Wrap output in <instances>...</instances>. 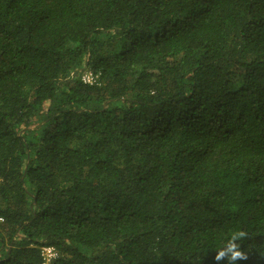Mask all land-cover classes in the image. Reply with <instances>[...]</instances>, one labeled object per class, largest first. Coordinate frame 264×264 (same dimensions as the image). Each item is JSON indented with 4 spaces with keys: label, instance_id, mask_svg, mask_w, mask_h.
<instances>
[{
    "label": "trees",
    "instance_id": "1",
    "mask_svg": "<svg viewBox=\"0 0 264 264\" xmlns=\"http://www.w3.org/2000/svg\"><path fill=\"white\" fill-rule=\"evenodd\" d=\"M0 217V264H227L237 230L264 264V0H0Z\"/></svg>",
    "mask_w": 264,
    "mask_h": 264
},
{
    "label": "clouds",
    "instance_id": "2",
    "mask_svg": "<svg viewBox=\"0 0 264 264\" xmlns=\"http://www.w3.org/2000/svg\"><path fill=\"white\" fill-rule=\"evenodd\" d=\"M246 233L243 230L235 231L227 242L226 246L219 250L214 259L219 262L226 260L227 264H237L239 260L247 258V253L242 250L240 241L244 238Z\"/></svg>",
    "mask_w": 264,
    "mask_h": 264
},
{
    "label": "built area",
    "instance_id": "3",
    "mask_svg": "<svg viewBox=\"0 0 264 264\" xmlns=\"http://www.w3.org/2000/svg\"><path fill=\"white\" fill-rule=\"evenodd\" d=\"M96 74H94L91 70H86L81 75V80L85 83L92 84L96 81ZM0 220L2 218L0 217ZM56 252L54 247L52 246H42L41 248V256H42V264H48L52 257H55Z\"/></svg>",
    "mask_w": 264,
    "mask_h": 264
},
{
    "label": "rangeland",
    "instance_id": "4",
    "mask_svg": "<svg viewBox=\"0 0 264 264\" xmlns=\"http://www.w3.org/2000/svg\"><path fill=\"white\" fill-rule=\"evenodd\" d=\"M84 72V71H83ZM83 72L81 73V75L83 74Z\"/></svg>",
    "mask_w": 264,
    "mask_h": 264
}]
</instances>
